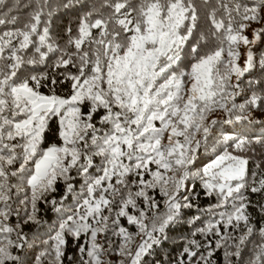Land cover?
Returning a JSON list of instances; mask_svg holds the SVG:
<instances>
[{"label": "snow or ice", "instance_id": "obj_1", "mask_svg": "<svg viewBox=\"0 0 264 264\" xmlns=\"http://www.w3.org/2000/svg\"><path fill=\"white\" fill-rule=\"evenodd\" d=\"M0 264H264V0H0Z\"/></svg>", "mask_w": 264, "mask_h": 264}, {"label": "trees", "instance_id": "obj_2", "mask_svg": "<svg viewBox=\"0 0 264 264\" xmlns=\"http://www.w3.org/2000/svg\"><path fill=\"white\" fill-rule=\"evenodd\" d=\"M232 127H235L234 125ZM54 219V218H53Z\"/></svg>", "mask_w": 264, "mask_h": 264}]
</instances>
